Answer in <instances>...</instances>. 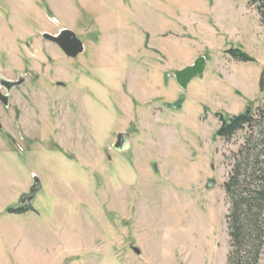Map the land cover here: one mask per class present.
<instances>
[{
	"label": "rangeland",
	"instance_id": "1",
	"mask_svg": "<svg viewBox=\"0 0 264 264\" xmlns=\"http://www.w3.org/2000/svg\"><path fill=\"white\" fill-rule=\"evenodd\" d=\"M64 28L85 44L76 58L43 38ZM199 56L183 90L176 72ZM263 71L247 0H0V264H228L223 184L264 134ZM248 109L253 126L217 136L219 114Z\"/></svg>",
	"mask_w": 264,
	"mask_h": 264
},
{
	"label": "trees",
	"instance_id": "2",
	"mask_svg": "<svg viewBox=\"0 0 264 264\" xmlns=\"http://www.w3.org/2000/svg\"><path fill=\"white\" fill-rule=\"evenodd\" d=\"M247 1L256 8L264 24V0ZM226 53L237 61H254L239 48H230ZM259 114L264 118V103ZM219 117L217 136L226 140L257 122L252 112L228 117L219 114ZM223 187L230 203L226 215L230 237L228 264H260L264 254V134L247 139L234 155L232 170ZM24 211L14 209L17 213Z\"/></svg>",
	"mask_w": 264,
	"mask_h": 264
},
{
	"label": "water",
	"instance_id": "3",
	"mask_svg": "<svg viewBox=\"0 0 264 264\" xmlns=\"http://www.w3.org/2000/svg\"><path fill=\"white\" fill-rule=\"evenodd\" d=\"M43 38L47 41H50L60 47V49L65 53V55L69 58H76L79 55L83 54L85 51V44L83 40H81L77 34L68 28H64L59 31L57 34L44 33ZM207 68V59L205 56H199L195 59V61L178 70L175 75V79L177 84L183 89L188 90L190 83L192 80L198 76L204 74ZM3 86H5L8 90H11L16 83L11 81H2ZM260 91L264 92V71L260 80ZM0 100L4 105L8 106V95L4 94L0 90ZM250 109L247 110L246 113H249ZM130 135L127 133H119L117 136V141L112 145L113 149L123 151L130 147ZM216 178H208L206 187L208 189L214 188L216 185ZM43 185L42 181L38 176H34L33 184L29 188V192L23 193L20 197V203L22 206L31 205L36 196L42 190Z\"/></svg>",
	"mask_w": 264,
	"mask_h": 264
},
{
	"label": "crops",
	"instance_id": "4",
	"mask_svg": "<svg viewBox=\"0 0 264 264\" xmlns=\"http://www.w3.org/2000/svg\"><path fill=\"white\" fill-rule=\"evenodd\" d=\"M196 58H197V57H196ZM194 60H195V59H194ZM192 63H193V61H192L190 64H192ZM228 75H230V74H227V76H228ZM220 79H222V78H220ZM190 84H191V83H190ZM189 86H190V85H189Z\"/></svg>",
	"mask_w": 264,
	"mask_h": 264
},
{
	"label": "flooded vegetation",
	"instance_id": "5",
	"mask_svg": "<svg viewBox=\"0 0 264 264\" xmlns=\"http://www.w3.org/2000/svg\"><path fill=\"white\" fill-rule=\"evenodd\" d=\"M22 206V205H21ZM23 207V206H22Z\"/></svg>",
	"mask_w": 264,
	"mask_h": 264
}]
</instances>
